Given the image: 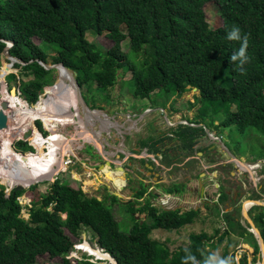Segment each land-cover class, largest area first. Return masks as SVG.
Wrapping results in <instances>:
<instances>
[{"label": "trees", "instance_id": "trees-1", "mask_svg": "<svg viewBox=\"0 0 264 264\" xmlns=\"http://www.w3.org/2000/svg\"><path fill=\"white\" fill-rule=\"evenodd\" d=\"M210 2L220 8L223 25L217 29L207 21L205 6ZM233 26L240 28L242 37L248 36L249 60L242 66L243 73L239 62L229 59L241 46L240 41L226 38ZM90 34L106 36L112 47L106 50L90 41ZM35 38L41 45L35 44ZM4 40L14 43L10 54L25 64L16 63L14 68L19 74L9 76L13 69L4 64L2 89H7L8 78L13 79L30 105L36 104L52 84L54 70H46L40 62L48 63V55L54 53L52 63L63 64L74 72L80 87H86L88 92L113 89L121 70L124 75L131 73L123 88L131 83L135 99L150 98L155 92L181 97L196 89L201 105L198 110L204 115L200 113L191 123L205 124L209 118L218 131L233 127L247 139L254 134L264 136V0H0V68L7 46ZM127 40L129 52L125 53L122 45ZM30 75V81L21 79ZM37 127L47 136L41 122ZM173 134L170 139L177 141L180 151L190 157L197 140L207 133L204 127L181 125ZM15 147L19 152L35 154L28 142L19 141ZM164 159L168 167L181 161L170 156ZM104 172L125 187L119 170L109 167ZM173 187L165 191L182 189L181 185ZM34 188L29 193L12 190L8 196L7 187L0 184V264H38V258L46 255L61 258L62 264H73L68 257L76 251V243L66 231L80 238L83 230H91L96 246L117 264H182L186 248L198 261L210 255L206 247L212 239L205 233L192 234L187 246L174 251L152 238L155 230H179L193 223L200 211H159L149 202L136 210L129 202L125 207L134 223L125 231L113 213L114 206L123 204L109 192L106 198L111 204L107 205V199L88 197L81 186L74 188L69 179L58 178L46 193H37ZM25 193L32 206L28 208V220L23 218L24 207L20 204ZM146 193L145 188L137 190V202ZM228 199L222 190L219 203L224 205ZM259 209L262 210L254 220L260 224L264 240V208ZM137 211L146 213L147 219L137 220ZM225 218L229 229L218 241L222 242L228 232L251 235L256 263L260 247L254 234L240 224L233 212ZM231 258L232 264H249L247 255L239 263L236 255ZM76 262L103 264L93 261L92 256H83Z\"/></svg>", "mask_w": 264, "mask_h": 264}, {"label": "rangeland", "instance_id": "rangeland-1", "mask_svg": "<svg viewBox=\"0 0 264 264\" xmlns=\"http://www.w3.org/2000/svg\"><path fill=\"white\" fill-rule=\"evenodd\" d=\"M205 13L207 17V21L210 24V26L213 29H217L223 25V20L220 16V8L217 3L210 2L205 6ZM88 39L97 45L102 46L104 49H109L112 47L113 43L106 37V36H95L93 34H90L88 36ZM35 44L41 45V41L37 38L34 39ZM123 51L125 53L129 52V41L123 42ZM45 50L47 47H43ZM54 54V53H53ZM53 54L51 53L49 56L50 60L48 62L49 65H53L51 58L53 57ZM10 61L6 59L5 57L1 60V68H0V74L1 72L6 73L4 70V64L9 63ZM13 70L7 75L11 74H19V70L15 69L14 66L12 68ZM52 71V70H50ZM60 73L61 71L54 70L52 74V84L49 87H55L56 90L52 88V95L58 94V92L61 90L65 93L70 92L68 96V101L66 110L69 113V117H64L63 120L60 123L57 124V128L59 133L64 135V138H66L68 141H73L76 139L77 141L74 142L75 148L73 149L74 154V162L75 164L67 167L66 169H61L59 172V175L56 176L59 179H69L71 185L74 188L82 187L85 194L92 198L97 197L99 200H106L107 205L111 204V200L106 198L108 196V190H106V185L103 184L105 182L104 176L100 172L99 166L103 165L105 163L104 158L101 155H98V151H96L94 147V143L92 142H86V137L88 134H86V137H79L77 133L83 132V127L81 123H87V129L96 136L98 135V139L100 144H104L107 149L110 148V146L118 145V143L122 141L131 142L133 141L136 136L137 132L135 129H138L139 127L136 126L137 121L135 120L136 117H132L131 121H126V116L133 115V114H139L138 111L142 110L144 111L146 108L155 110V108L161 109L162 107L167 108L168 107V126L169 123H175L177 121H183L186 120H193L195 121V115L198 116L201 113V116L204 115V112L199 111L198 108L201 107L199 102V92L195 89L191 91H187L182 96L175 95H162L163 97H166L168 100H161L157 101L156 98L159 97H150L147 99H135L132 96L131 93V83L126 84V86L123 88V83L127 82L131 78V73H126L125 75L120 70L119 71V77L117 80V85L111 89V90H97L93 89L91 92H88V89L81 88L84 99L88 106L92 109L100 110L105 115H107L108 119L114 123V124H122L124 123V127H126V130H123L124 134L121 133V130L118 128H115L113 124L112 127H109L108 123L104 125V123H101L99 121L93 120L92 121V127L89 125V122L83 119V112L81 109V106L78 105L79 114L81 115V119L79 121V118L75 115L76 113L72 114V111L74 108L77 107L76 102L72 100V94H75L76 90L74 87V84L72 82L73 79L68 78L66 80L70 91L63 85H61L60 81ZM3 75V74H2ZM62 75V74H61ZM21 79L23 81H30L33 79V76H22ZM8 87L10 90L16 89L18 98L24 99L21 97V95L18 93V82H14L13 79L8 78ZM47 87V88H49ZM95 87V86H94ZM48 90V89H47ZM7 90L2 89V85L0 84V96L3 97L4 92ZM75 91V92H74ZM48 99L49 93L46 92L45 95H42V98ZM25 100V99H24ZM42 100V99H41ZM26 101V100H25ZM189 102V106L191 108L188 109L187 103ZM23 106L25 104L22 103ZM30 107L33 105L28 104ZM36 107V106H35ZM34 108V107H32ZM201 110V109H200ZM148 110H145L144 113H146ZM211 113V112H209ZM224 114L222 113L221 116ZM146 118H148V123L150 126V131L155 127V121L158 119L159 123L157 125V128L159 129L156 133L157 135L162 132H168V134L172 131L168 130L164 124V120L160 112H155L152 115L147 114L144 115ZM102 119H104V116H101ZM137 119V118H136ZM198 119V117H197ZM200 119V118H199ZM96 121V122H94ZM136 121V122H135ZM210 119H206V125L205 131H212L210 134L212 137L217 138V142L214 143L215 147L211 148V150H203L202 152L199 150L200 148H205L211 146L210 142L206 140L205 136H201L199 140H197V145L195 146L193 153L190 154V157H187V154L182 151L181 154H179L180 162L178 161L177 164H174L171 166V169L168 170H161L158 169V172L160 173V179L157 182L158 184H155V181L153 179H150L149 176H146L147 170L144 165H138L139 169L141 171L135 172V173H128L126 175L127 185L123 189H119L122 191L120 194L124 197H122L120 202L123 204L122 207L114 206L113 207V213L115 215V218L119 223H121V229L127 231L130 226L134 223V220L132 219L127 205L129 202H133L134 208L136 210H139L143 208L147 202H149L153 207L157 208L159 211L162 210H182V212L193 210L194 208H198L200 210L205 208L206 204H209L210 207L205 209L206 216H202L200 214L197 216L196 221H194L191 226L197 228L196 231H192L191 227H183L179 230H173V231H166L163 229L155 230L152 234V238L166 243L171 251L176 250L179 247L187 246L190 243V236L191 234H199L201 230H208L210 236H214L211 234V229L217 230L216 236H214L213 241L208 242L206 250L209 254L211 253H218L221 257H231L232 255H236V260L240 261L241 258H243L246 255V252H242V244L244 246H247V241H251L252 237H247L248 240L244 243L242 240L230 236L231 232H228L225 235V238L222 242L218 241V237L222 236V234L226 233L228 231V222L225 218L226 214L232 213L228 212L226 210L227 207H225L223 204H218L217 201L214 204L211 203H205L201 202L200 204L194 203L195 199H197V195L199 193V186H198V178L199 175L205 174V177L203 179L204 187L208 188V192L210 191L212 195L218 196L221 187L225 188V192H227L231 197L233 196V191L237 190L233 185H231L232 177L230 176L231 172H235L238 177L244 180V182L247 183L249 187V193L248 195L243 199L242 202L238 204V207H235V211L237 215L235 216L240 224L242 223L247 226V231L254 234V230L248 225V222L246 218H243L242 216V210L244 206H246L249 202H260L264 204V177L262 179V175L264 174V169H256L253 170V167L257 165V161L260 158L264 157V136L263 135H256L254 134L252 139L244 138L246 136H243L241 133L235 130V128L230 127L227 129H220L221 131H218L215 129L212 124H210ZM41 122V120H37L34 122L37 127V123ZM209 122V123H208ZM42 123V128L44 131L47 129L44 128V124ZM217 125V124H216ZM38 128V127H37ZM104 129V130H103ZM39 130V128H38ZM217 131V132H216ZM164 132L163 135L166 133ZM47 136H44L46 139H49L52 136V133L48 130L46 131ZM156 135V136H157ZM125 137V139H123ZM83 138V139H82ZM92 139V138H91ZM30 140H33V137H30ZM93 141V139H92ZM18 141L14 143L16 145ZM108 146H107V144ZM172 143V140L168 141V144ZM33 147L37 149L36 146L31 144ZM46 147L43 148V151L45 153H49L53 150V146L50 143L45 144ZM226 145V146H225ZM77 146V147H76ZM179 146V143L173 142L172 148ZM226 147V148H225ZM48 148V150H46ZM38 150V149H37ZM36 154V153H35ZM231 154L235 155L236 158H238L242 163L252 167L253 172L256 174H248L245 172H242L239 166H237L231 157ZM35 156V155H34ZM115 161V160H114ZM211 162V163H210ZM224 164V165H223ZM137 165V163H136ZM124 167L130 168L129 163L124 164ZM224 167V168H223ZM92 168L93 170H90ZM114 169V167H112ZM170 168V167H169ZM67 170V171H66ZM92 171V172H91ZM215 176H214V175ZM216 177V179H215ZM252 178V179H251ZM261 178V179H260ZM44 179V178H43ZM108 179V178H107ZM35 183L38 181H41L42 179L36 178ZM3 182V184H2ZM0 179V184L4 185V181ZM191 184L189 187L190 190H194L193 193L190 194V192H187L188 184ZM259 182V185H258ZM53 184V181H43L34 184L32 187L36 186V189L34 188V191L37 193H46L47 190L51 188ZM18 184H15L13 180L9 179L7 184H5V187H12L17 186ZM109 185L112 187L113 191H116L117 189L114 187V184L111 182ZM143 185H146L148 189H151V187H154L155 190L153 192L147 191V194L138 200L135 198V196L131 193V189H140L143 187ZM174 185H181L182 186V192H175V193H167L164 191L165 188H173ZM220 186V188H219ZM31 187V188H32ZM31 188L26 189L29 193ZM256 189H259L258 191L260 193L256 192ZM31 192V191H30ZM110 194V193H109ZM190 194V195H189ZM27 195V193H25ZM23 195V197L20 199V202L25 206L26 203L29 202V199ZM111 195V194H110ZM219 197V196H218ZM233 198V197H232ZM211 201V200H210ZM253 206V205H252ZM250 206L248 210H250V213L248 214L251 218V215L253 213H259L261 212L262 208L260 206H257V203H255L254 207ZM252 207V209H251ZM259 209V210H258ZM213 212L215 214H213ZM137 220H146L147 214L137 211L135 214ZM245 216V215H244ZM29 215L27 210L25 209L23 211V218L28 219ZM246 217V216H245ZM194 219V220H195ZM258 227L261 231V226L259 223ZM199 225V226H198ZM189 226V225H188ZM201 228V229H200ZM251 229V230H248ZM253 231V232H252ZM67 234L72 238V240L76 243V250L74 253H71L68 259L71 260L73 264H77L76 260L82 259L83 256H91L89 253L90 251L85 249L87 252L82 250V247H78L79 244L84 245V241L88 242L92 247L97 248L95 244L94 233L91 230H83L80 234V238H75L72 236L68 231H66ZM220 233V235H219ZM254 237L256 238L255 234ZM231 238V239H229ZM248 241V242H249ZM81 248V249H80ZM77 255V257H75ZM102 260V261H100ZM251 260V259H250ZM248 260V261H250ZM93 261L95 262H102L103 264H107L104 259H100L97 256L93 257ZM251 264H264L262 260H257L256 263H253V260L250 261ZM38 264H62L61 258H55L52 259L48 255L42 256L38 258Z\"/></svg>", "mask_w": 264, "mask_h": 264}, {"label": "bare ground", "instance_id": "bare-ground-1", "mask_svg": "<svg viewBox=\"0 0 264 264\" xmlns=\"http://www.w3.org/2000/svg\"><path fill=\"white\" fill-rule=\"evenodd\" d=\"M59 70L61 71V85L65 86L70 91L66 80L68 78L72 79V76L65 69L60 68ZM55 87H53L54 91L56 90ZM47 92L49 93L48 99L47 97L42 98L41 102L34 108L30 107L24 99L14 97L7 91L4 92L3 97L0 96V114L9 115V123L7 127L3 128L0 126V179H3L5 184H7L9 179L13 180L15 184L26 187L35 183L36 178L42 179L36 183L45 180L53 181L62 168L66 169L64 157L73 153V149L75 148L74 142L77 140L74 139L73 141H68L64 138V135L59 133L57 124L65 121L63 120L65 116L67 118L69 117V113L66 110V101H68L70 92L65 93L60 90L58 94L52 95V88H49ZM72 100L76 102V105L78 104L76 92L75 94H72ZM22 103L25 104V106H23ZM37 120H41L45 129L52 133V136L49 139H46L35 126L36 124H34V122ZM110 122L112 121L109 120V123ZM104 123L107 124L108 121L105 120ZM81 124L83 132L77 133L78 136L86 137V134H88L86 142H92L99 146L100 142L98 141V135L95 136L93 134L94 131L90 133L86 128L87 123ZM113 125L116 124L113 123ZM28 130L32 132L31 136L33 137V140H30L31 144L38 149V153L33 155L28 153L20 154L12 149L16 139L21 137ZM46 143H50L54 147L48 154L43 151V148L46 147ZM107 175L114 184L117 183L116 180L111 179L109 174ZM249 205L250 204L246 205V207ZM80 246L83 251L87 252L86 250H88L93 256L113 261L109 254L106 252L103 253L97 248L95 250V248H92L88 242H85L84 245ZM84 246L86 250H84Z\"/></svg>", "mask_w": 264, "mask_h": 264}, {"label": "crops", "instance_id": "crops-1", "mask_svg": "<svg viewBox=\"0 0 264 264\" xmlns=\"http://www.w3.org/2000/svg\"><path fill=\"white\" fill-rule=\"evenodd\" d=\"M78 107V106H77ZM139 112V114H133L132 116L131 115H129L128 114V116H126V117H128V118H126V121L125 122H127V121H131L132 119V117L134 118V117H138L139 119H140V122L142 121V119H143V115H142V110H140V111H138ZM135 118V120L137 121V124H136V126H138V122H139V119L137 120ZM195 118H196V115H195ZM105 120H107L108 121V125H109V127H112V125L110 124V123H112V122H110L109 123V119H105ZM163 120H164V124H165V126L167 127V125H168V117L166 116V115H163ZM135 121V122H136ZM155 121V127H157V125L159 124V123H157L156 122V120H154ZM113 124V123H112ZM104 125H105V123H104ZM115 127H117L116 125H114ZM120 126V128H123V130H126V127H124V123H123V125L122 124H120L119 125ZM141 127V126H140ZM140 127L138 128L139 130H140ZM153 128L152 129V131H150L152 134H151V136H149V137H147V136H144L143 134H141V133H138L137 134V136H136V138L133 140V141H131V142H127V141H122V142H120V143H118V145L116 146V145H114L113 146V144H112V146H110V148L109 149H107L106 148V146H104V144H103V146H104V150H106V153H107V156H103L102 155V157L104 158V160H105V163H106V165L103 167V165H101V168H100V172L102 173V175L104 176V179H105V184H109V183H113V181H111L110 179H109V177H108V175L104 172L106 169H108L109 168V164H107V163H112L111 164V168L112 167H114V170H118L117 169V167H119V166H123L124 167V164H126V163H129V167L130 168H125L124 167V169H125V171L126 172H121V174L124 176V178H125V181L127 182V180H128V178H126V175H128V173H135L136 171H137V167H138V165H144L145 166V168H146V170H147V174H146V176H149V177H152L151 179H153V181H155V184H158L157 182L159 181V179H160V173L158 172V169H163V170H168V169H171V166H170V168L168 167V164L165 162V159H164V156H170L171 158H175V157H179V154H181L182 153V151H180V149H179V146H177V147H175L174 146V148H172V146H173V142H176V141H172V143H169L168 144V137H165V135H163L164 134V132H162V133H159L158 135L156 134L158 131H157V129L156 128ZM104 130V129H103ZM159 130V129H158ZM137 132V131H136ZM210 132H212V131H210ZM217 132V131H216ZM122 134H124V132H121ZM166 133V132H165ZM154 134V135H153ZM153 135V136H152ZM157 135V136H156ZM172 138V137H171ZM123 139H125V137L123 138ZM171 140V139H170ZM98 141H99V139H98ZM211 141L212 142H214V143H216L217 142V139H216V141L213 139V138H211ZM97 151V150H96ZM119 155H121V157L119 158ZM236 155V154H235ZM107 157V158H106ZM115 160V161H114ZM136 163H137V165H136ZM113 169V168H112ZM90 170H93L92 168H90ZM92 172V171H91ZM264 173V172H263ZM253 174H255L254 172H253ZM214 175V174H213ZM215 176V175H214ZM205 177V174H203V178ZM263 177H264V174L262 175V179H263ZM108 178V179H107ZM215 179H216V177H215ZM252 179V178H251ZM261 179V178H260ZM114 184V183H113ZM125 185H127V183L125 184ZM191 186V184H190V182H189V184H188V187H187V192L189 193L190 192V194L191 193H193L194 192V190L192 191V190H190L189 189V187ZM198 186H199V193H198V197H197V199L198 200H196L195 199V201H194V203H196V205L197 204H200L201 202H205V203H211V204H214L215 205V202L217 201V203L219 204V195L217 196H214V195H212V193L209 191L208 192V188L207 187H204L203 185H201V183H200V185H199V183H198ZM114 187L117 189L116 191H119L120 193L124 190L123 188H122V186L117 182V183H115L114 184ZM126 187V186H125ZM143 188H145V189H147V191H149V193L150 192H153L154 190H155V188L154 187H151V189H148L147 188V186L146 185H143V187L142 188H140V189H131L132 190V194L135 196V194H136V192H137V190H141V189H143ZM107 189V188H106ZM119 189H123L122 191H120ZM108 190V189H107ZM259 189H256V192L257 193H260L259 191H258ZM164 191H165V189H164ZM108 192H109V190H108ZM166 192V191H165ZM180 192H182V189H181V191ZM110 193V192H109ZM147 194V193H146ZM150 194H152V193H150ZM189 194V195H190ZM111 195H113V194H111ZM114 196V195H113ZM228 196H229V199H228V201L225 203V207H227L226 208V210L228 211V212H233V216L235 217L236 215H237V213H236V211H235V207H236V205H234V203L232 202V197H234V195L231 197L229 194H228ZM124 197V196H123ZM211 200V201H210ZM248 204H250L249 206H247L246 208H250V206H252L253 205V202H251V203H248ZM247 204V205H248ZM255 204V203H254ZM258 206V205H257ZM210 207V205L209 204H206L205 205V208L204 209H202V210H200V209H198V208H194L193 210H196V211H200V212H202L201 213V215L202 216H206V211H205V209H207V208H209ZM252 207H254V206H252ZM252 207H251V209H252ZM260 207H262V208H264V205L263 206H260ZM191 211V210H190ZM181 212H182V210H181ZM186 212H189V211H186ZM182 213H184V212H182ZM250 213V210H249V212H248V214ZM213 214H215L214 212H213ZM257 215V213H253L252 215H251V220H252V223L254 224V226L260 231V229H259V227H258V224L255 222V220H254V217ZM242 216H243V218H246L245 216H244V214H243V210H242ZM197 218V217H196ZM246 220H247V222H248V225L253 229V226L250 224V222L248 221V219L246 218ZM194 221H196V219L194 220ZM193 221V222H194ZM192 224V223H191ZM191 224H189V226L187 225V226H185V227H191V229H192V231H196L197 230V228H195V227H192L191 226ZM241 225L244 227V228H246L247 229V226H245L243 223H242V221H241ZM199 226V225H198ZM201 229V228H200ZM248 230H250V229H248ZM211 234L212 235H214V236H216V234H217V230H215V229H211ZM261 232V231H260ZM201 233H205V234H207L208 235V237L209 238H211L212 240L211 241H213V237L212 236H210L209 235V232H208V230L206 229V230H201V232L199 233V234H201ZM239 233L240 232H238V233H230V236L231 237H233V238H235L236 240H238V239H240V240H242L244 243L246 242V240H248L247 239V237H249V236H251V235H248V234H246L244 237L243 236H240L239 235ZM250 233V232H249ZM194 234H196V233H194ZM192 235V234H191ZM219 235H220V233H219ZM223 235V234H222ZM229 239H231V238H229ZM256 240H257V242H258V245H259V247H260V242H259V240H258V238L256 237L255 238ZM249 241V240H248ZM247 241V246H244V244H242L241 246H242V252H246V255H247V257H248V260H253L255 257H254V254H253V252L252 251H254V249L251 247L253 244H254V238L252 237V240L251 241H249L248 242ZM264 241V240H263ZM110 255V254H109ZM250 260V261H251ZM257 260H262L263 261V263H264V250H262L261 249V247H260V252L258 253V255H257ZM250 261H248L249 262V264H251V262Z\"/></svg>", "mask_w": 264, "mask_h": 264}, {"label": "water", "instance_id": "water-1", "mask_svg": "<svg viewBox=\"0 0 264 264\" xmlns=\"http://www.w3.org/2000/svg\"><path fill=\"white\" fill-rule=\"evenodd\" d=\"M7 46H6V48L4 49V52H3V54H2V56L3 57H5L6 59H8L10 62L8 63V65L10 66V67H12L13 68V66H14V64L15 63H19V64H25V63H23L21 60H19V59H17V58H15V57H13L11 54H10V50L12 49V47L14 46V43L12 42V41H9V40H4L3 41ZM40 64L46 69V70H48V71H50V70H57V71H59V69L60 68H62V69H65L71 76H72V79H73V84H74V87H75V90H76V94H77V98H78V103H79V105L81 106V109H82V112H83V119L84 120H86V121H88L89 122V124H90V126L92 127V121L93 120H96V121H99V122H101V123H104V121H105V119H108V117H107V115H105L102 111H100V110H93V109H91L89 106H88V104L86 103V101H85V99H84V96H83V93H82V90H81V87H80V85H79V83H78V81H77V79H76V74L74 73V72H72L70 69H68L67 67H65L63 64H53V65H49L48 63H46V62H40ZM2 70V69H1ZM0 70V71H1ZM6 78V77H5ZM1 79H2V74H0V84L2 85V81H1ZM58 83V82H57ZM57 83H56V85H57ZM5 84H6V88H7V92L10 94V95H12V96H14V97H18L17 96V91H16V89H12V90H10L9 89V87H8V83L5 81ZM53 87H55V86H53ZM53 87H49V88H53ZM49 88H46L45 89V92H44V94L43 95H45L46 94V92H47V89H49ZM196 90V89H195ZM41 99H42V96L40 97V99L38 100V102L36 103V104H34L32 107H35L36 105H38L40 102H41ZM7 105V104H6ZM73 113H76V115H75V117L77 116L78 118H79V121L82 119L81 118V115L79 114V109H78V107L77 108H74V110L72 111V114ZM8 116L9 115H7V114H0V126H2L3 128H6L7 127V125H8V123H9V118H8ZM101 116H104L105 118L104 119H102L101 118ZM82 119V120H83ZM109 120H110V118H109ZM96 121H94V122H96ZM116 126H117V128L119 129V130H121L122 132H123V128H120V126L119 125H117L116 124ZM45 128V127H44ZM47 131V130H46ZM31 134H32V132L31 131H26L21 137H19V138H17L16 139V141H23V142H28L30 145H31V142H30V137H31ZM107 144V143H106ZM94 145V147H95V149L98 151V155H103V156H107V153H106V150H104V146L102 145V144H100L99 146H98V144H93ZM32 146V145H31ZM101 146V147H100ZM107 146H108V144H107ZM33 147V146H32ZM14 148H15V146H14ZM34 148V150H35V153H38V150L35 148V147H33ZM226 148V147H225ZM15 150H16V148H15ZM46 150H48V148H46ZM30 153H32V152H30ZM20 154H24L23 152H20ZM121 157V155H119V158ZM231 157H232V159H233V161H234V163L237 165V166H239L241 169H244L246 172H249V173H251V174H253V170H252V167L250 168L249 166H247V165H245L244 163H242L238 158H236V156L235 155H233V154H231ZM67 158V155L64 157V159H66ZM107 158V157H106ZM107 164H109L110 166L109 167H111V164L112 163H107ZM103 167H104V165H103ZM117 169L119 170V171H121V172H126L125 171V169H124V167L123 166H119V167H117ZM56 176H58V175H56ZM57 180V177H55L54 178V180H53V183L55 182ZM46 181V180H45ZM43 182V181H42ZM3 184V183H2ZM34 184H36V183H33V184H31L30 186H28V187H26V186H22V185H17L16 187H14V188H11V189H7V195L8 196H10V193H11V191L12 190H15V191H23V190H26V189H28V188H31ZM103 184H105V183H103ZM5 185V184H4ZM106 185V187H107V189L109 190V192H110V194H113L114 196H116L117 198H119V199H121L123 196L120 194V192L119 191H113L112 190V187L109 185V184H105ZM249 203H251V202H249ZM255 203H257V205L258 206H263L264 204L263 203H260V202H255ZM255 204L253 203V206H254ZM248 212H249V210H248V208H246V206H244V208H243V214L246 216V218L248 219V221L250 222V224L253 226V230H254V234H255V236L258 238V240H259V242H260V247H261V249L262 250H264V241H263V238H262V236H261V232L254 226V224L252 223V220L250 219V217H249V215H248ZM253 232V231H252ZM86 241H84V243H85ZM105 260H107V261H109L111 264H117V262H116V260L112 257V260L113 261H111V260H108V259H105ZM238 263H239V261H238Z\"/></svg>", "mask_w": 264, "mask_h": 264}, {"label": "flooded vegetation", "instance_id": "flooded-vegetation-1", "mask_svg": "<svg viewBox=\"0 0 264 264\" xmlns=\"http://www.w3.org/2000/svg\"><path fill=\"white\" fill-rule=\"evenodd\" d=\"M158 95H160L159 97H157ZM152 97H157L156 98V100L157 101H161V100H167V98L166 97H163L159 92H155L153 95H152ZM167 103H168V100H167ZM187 106H188V109L189 108H191L190 106H189V102L187 103ZM145 110H148L146 113H144V111ZM143 112H142V115L144 116V115H147V114H153V113H155V112H160V114L162 115V116H160V117H162L163 118V115H166L167 117H169L168 116V107L167 108H165V107H162L161 109H158V108H155V110H151V109H145ZM197 117V116H196ZM139 118L137 117V120H138ZM148 118H146V116H144L143 117V119H142V121L140 122V119H139V124H138V127H140V130L139 129H135L136 131H137V133H141V134H143L144 136H147V137H149V136H151V132H150V126H149V123H148ZM156 121L157 122H159L158 121V119H156ZM168 121H169V118H168ZM191 121H193V120H186L185 122H183V121H177V122H175L174 124L173 123H169V126L167 125V129L168 130H170V131H172V133L170 132L169 134H168V132H166V134H165V137H168V140H170V138L171 137H174V134H173V131L174 130H176L177 128H179V126H181V125H188V126H191V127H195V128H201V127H205L206 125L204 124V123H200V124H193V123H191ZM137 124V123H136ZM156 129H157V131H158V128L157 127H155ZM207 134H206V136H205V138H206V140H208L209 142H210V144H211V146H209L208 147V151L209 150H211V148H214L215 147V145H214V142H212L211 141V138H213L215 141H216V137H212L210 134H209V132L207 131L206 132ZM212 134V133H211ZM154 135V134H153ZM152 135V136H153ZM204 137V136H203ZM199 139H201V138H199ZM198 139V140H199ZM234 162V161H233ZM211 163V162H210ZM106 165V163H104V166ZM224 165V164H223ZM99 167H101V166H99ZM241 169V168H240ZM242 170V172H245V173H248V174H250L249 172H246L244 169H241ZM139 171H141L140 169H139V166L137 167V171L136 172H139ZM230 176L233 178L232 179V181H231V185H233L237 190H234L233 191V195H234V197L233 198H231L232 199V202L234 203V205H236V207H238V204L240 203V202H242L243 201V199L248 195V193H249V187H248V185H247V183L246 182H244V180L243 179H241L240 177H238V175L235 173V172H231L230 173ZM254 176H256V174H254ZM150 179L152 178V177H149ZM203 174H201V175H199V178H198V183H199V185H200V183H201V185H203L204 186V183H203ZM258 185H259V182H258ZM219 188H220V186H219ZM220 189H225L224 187L222 188H220ZM224 192H225V190H224ZM227 195H228V193L227 192H225ZM220 195H221V190H220V192H219V198H220ZM225 205V204H224Z\"/></svg>", "mask_w": 264, "mask_h": 264}, {"label": "clouds", "instance_id": "clouds-1", "mask_svg": "<svg viewBox=\"0 0 264 264\" xmlns=\"http://www.w3.org/2000/svg\"><path fill=\"white\" fill-rule=\"evenodd\" d=\"M226 38L229 41H240L241 46L238 49V51L234 52L230 57V61L233 63L239 62L240 70L243 73V65L248 63L249 57L247 56V48H248V36L244 35L241 36L240 28L233 26L230 30L227 31ZM3 58V56H2ZM16 64V63H15ZM14 64V65H15ZM19 64V63H18ZM23 65V64H22ZM6 80V79H5ZM19 93V92H18ZM20 94V93H19ZM27 102V101H26ZM92 109V108H91ZM96 110V109H93ZM42 122V121H41ZM117 124V123H116ZM118 125V124H117ZM117 128V127H115ZM40 131V130H39ZM122 132V131H121ZM209 134H211L210 131H208ZM44 135V134H42ZM19 142V141H18ZM30 145V144H29ZM15 146V145H14ZM31 146V145H30ZM16 148V147H15ZM17 151V150H16ZM19 152V151H17ZM20 153V152H19ZM24 153V152H23ZM35 153V152H34ZM73 154V153H71ZM74 155V154H73ZM59 175V174H58ZM58 179V177H57ZM8 189V188H7ZM26 196V195H25ZM21 199V198H20ZM29 215V213H28ZM26 219V218H25ZM29 219V218H28ZM27 219V220H28ZM100 249V248H98ZM78 250V248H76ZM89 253V252H87ZM186 255L182 259V264H232V258L231 257H221L218 253L214 252L208 255L203 261H198L196 257L191 253L189 249H185ZM90 254V253H89ZM91 255V254H90ZM92 257H96L91 255ZM105 260V259H104ZM102 261V260H100ZM107 261V260H105ZM109 262V261H108Z\"/></svg>", "mask_w": 264, "mask_h": 264}, {"label": "built area", "instance_id": "built-area-1", "mask_svg": "<svg viewBox=\"0 0 264 264\" xmlns=\"http://www.w3.org/2000/svg\"><path fill=\"white\" fill-rule=\"evenodd\" d=\"M7 77V76H6ZM6 79V78H5ZM74 155L73 154H69V155H67V158L66 159H64V164H65V166H66V168L67 167H70V166H72V165H74L75 164V162H74ZM257 165H255L254 167H253V169L254 170H256V169H264V159H260V160H258L257 161V163H256ZM67 171V170H66ZM27 197V196H26ZM28 198V197H27ZM29 199V198H28ZM20 204L24 207V210L26 209L27 210V212H28V208H31L32 206H31V201H30V199H29V202L28 203H26V205L24 206L21 202H20ZM23 210V211H24ZM29 218V217H28ZM251 230V229H250ZM103 253H105L104 252V250L103 249H100ZM74 253V252H73ZM75 257H77V255L75 256Z\"/></svg>", "mask_w": 264, "mask_h": 264}]
</instances>
